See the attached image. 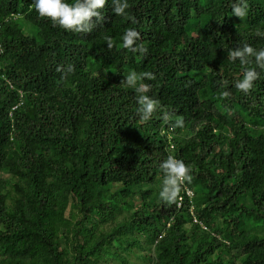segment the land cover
<instances>
[{
	"label": "trees",
	"instance_id": "16d2710c",
	"mask_svg": "<svg viewBox=\"0 0 264 264\" xmlns=\"http://www.w3.org/2000/svg\"><path fill=\"white\" fill-rule=\"evenodd\" d=\"M233 2L128 0L116 16L108 0L74 33L32 0H0V264H264V69L243 93L228 58L264 48V0L242 18ZM127 28L146 55L123 47ZM129 70L153 74L147 121ZM168 155L191 166L171 204Z\"/></svg>",
	"mask_w": 264,
	"mask_h": 264
},
{
	"label": "clouds",
	"instance_id": "9594fccd",
	"mask_svg": "<svg viewBox=\"0 0 264 264\" xmlns=\"http://www.w3.org/2000/svg\"><path fill=\"white\" fill-rule=\"evenodd\" d=\"M108 0H32V5L39 17L49 18L53 26H59L65 31L74 33H89L98 23L102 22L101 10L104 9ZM129 8L128 0H111V10L116 16H127ZM232 15L242 18L246 14L244 0H234L231 7ZM95 18V20L93 19ZM264 36V33H257ZM107 47L113 46L110 36H104ZM140 33L135 28H127L121 36L123 47L132 53L139 52L146 55L148 49L143 43H138ZM230 60H239L242 66V76L236 79L233 86L247 93L253 87V82L258 79L257 68L264 69V48L254 49L247 43L228 50ZM254 64L255 67L249 65ZM151 80L153 74L150 72L137 73L129 70L124 74L121 84L133 89L137 104V115L143 121L149 120L157 111L159 103L148 94L150 85L144 83V79ZM227 95V93H223ZM168 113H163L162 118L167 121ZM183 118L177 116L172 128L183 127ZM162 178L158 191V198L165 204H171L177 200L182 185L190 181L191 166L186 165L181 159L168 155L160 164Z\"/></svg>",
	"mask_w": 264,
	"mask_h": 264
},
{
	"label": "built area",
	"instance_id": "2783aa9c",
	"mask_svg": "<svg viewBox=\"0 0 264 264\" xmlns=\"http://www.w3.org/2000/svg\"><path fill=\"white\" fill-rule=\"evenodd\" d=\"M6 80V78H5ZM171 148H173V146H171ZM184 193L189 197V198H192L194 193L192 192V190H190L189 188L185 187V190H184ZM182 199L180 198L179 199V203H178V206H181L182 204ZM192 210H193V207H192ZM194 222L195 223H198L202 228L203 230H207V227L201 222L199 221L197 218L194 217Z\"/></svg>",
	"mask_w": 264,
	"mask_h": 264
}]
</instances>
